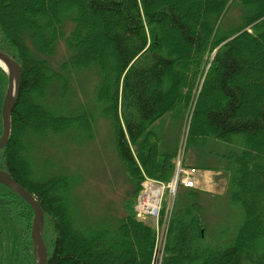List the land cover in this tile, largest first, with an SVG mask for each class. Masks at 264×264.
Wrapping results in <instances>:
<instances>
[{
	"label": "trees",
	"instance_id": "trees-1",
	"mask_svg": "<svg viewBox=\"0 0 264 264\" xmlns=\"http://www.w3.org/2000/svg\"><path fill=\"white\" fill-rule=\"evenodd\" d=\"M231 1L0 0V49L22 66L0 167L44 209L49 264H155L158 235L134 206L144 172L166 181L174 173L180 142L166 148L151 129L169 111L189 124L188 147L214 148L196 153L216 166L199 165L226 173L245 216L226 247L207 246L202 203L175 200L160 264H264V0H253L226 30L221 19ZM65 33V63L96 64L103 73L100 98L134 184L122 216L92 223L74 197L73 177L32 165L34 137L89 125L87 112L59 114L49 102L57 76L51 57ZM8 84L0 65V135ZM33 216L29 201L0 181V264H39Z\"/></svg>",
	"mask_w": 264,
	"mask_h": 264
},
{
	"label": "rangeland",
	"instance_id": "rangeland-1",
	"mask_svg": "<svg viewBox=\"0 0 264 264\" xmlns=\"http://www.w3.org/2000/svg\"><path fill=\"white\" fill-rule=\"evenodd\" d=\"M252 2L253 0H232L222 16V29L227 30L241 23L243 16L251 11L250 3ZM258 7L257 5L255 9ZM100 24L102 25L101 22ZM66 36L67 33L58 37L55 52L51 57V64L57 76L51 87L49 102L53 110L59 114L76 116L87 112L89 125L84 123L80 125L75 122L64 131L50 130L45 136L34 137L32 165L36 171L47 169L49 173L63 172L73 177L75 179L74 197L76 201L79 200L86 220L92 223L114 214L117 217L122 216L124 207L129 201L127 197L133 191L134 184L117 148L114 119L105 111V105L100 98L103 73L96 64L73 67L68 64L69 62L65 63L69 54ZM262 40L264 42V39ZM241 53L247 57L244 46ZM209 65L206 61L205 72ZM6 69L9 70V68ZM188 128V123L184 122V116L179 114L175 117L174 111L165 113L151 125L156 137L166 148H173L180 142L173 158L174 165L177 161L183 160L187 165L201 167L199 164L205 161L215 167L216 165L211 163V157L204 159L196 153L201 150L215 152L212 146L200 148L187 146ZM211 169L216 173H213L212 178V172H208L210 175L203 180L202 188L193 189L179 185L175 200L178 202L189 199L200 201L203 207L202 220L206 225L205 245L226 247L243 221L245 212L240 203L232 200L226 173ZM205 181L212 182L213 185L210 186L211 183L206 184ZM190 190L198 191V193L192 197ZM166 201L167 195L164 198V202ZM146 219L152 221V217ZM170 219L169 217V222ZM161 223L166 230L168 222H165L164 217ZM164 238L162 233L158 235V256L155 264H160Z\"/></svg>",
	"mask_w": 264,
	"mask_h": 264
},
{
	"label": "water",
	"instance_id": "water-1",
	"mask_svg": "<svg viewBox=\"0 0 264 264\" xmlns=\"http://www.w3.org/2000/svg\"><path fill=\"white\" fill-rule=\"evenodd\" d=\"M0 57L12 64L15 67L16 72L10 73V81L7 89L6 96L3 102V133L0 136V147L6 145L8 138L11 133L12 127V109L16 103L18 92L20 89L21 76H22V66L16 60V58L9 53L0 49ZM5 68L6 66L0 62ZM0 181H3L13 189H15L18 193H20L23 197H25L29 203L32 205L34 209V216L32 221V237L35 243V250L37 253V257L39 259L40 264H49L48 261V247L43 237V224H44V209L42 208L37 197L24 185L19 183L7 169L0 168Z\"/></svg>",
	"mask_w": 264,
	"mask_h": 264
},
{
	"label": "built area",
	"instance_id": "built-area-1",
	"mask_svg": "<svg viewBox=\"0 0 264 264\" xmlns=\"http://www.w3.org/2000/svg\"><path fill=\"white\" fill-rule=\"evenodd\" d=\"M178 169L175 177L172 181H170L167 185L162 181L148 178L144 184V189L139 196V200L137 203V210L140 215H154L157 217V221L161 216V211L163 209V195L164 188L166 186L169 187L170 195L174 194L177 189V185L179 182H183L186 185H195L196 179L194 173L196 172V168L192 167L190 169H185L182 166V161L178 162ZM168 213V207L166 216ZM159 223L157 222V225ZM158 231L161 233L163 230V226H157Z\"/></svg>",
	"mask_w": 264,
	"mask_h": 264
},
{
	"label": "bare ground",
	"instance_id": "bare-ground-1",
	"mask_svg": "<svg viewBox=\"0 0 264 264\" xmlns=\"http://www.w3.org/2000/svg\"><path fill=\"white\" fill-rule=\"evenodd\" d=\"M0 62H2L5 66H6V68H9V70H7L6 69V71L8 72V75H9V81H10V73L9 72H12L13 71V73L14 72H16V70H15V67H13V65L12 64H10V63H8L7 61H5L4 59H2L1 57H0ZM5 68V67H4ZM15 74V73H14ZM8 86H9V84H8ZM8 89V88H7ZM18 98V97H17ZM13 110V109H12ZM3 123H4V118H3ZM34 242V241H33ZM34 251H35V254H36V256H37V253H36V250H35V243H34ZM38 258V257H37ZM38 262H39V259H38ZM40 264V263H39Z\"/></svg>",
	"mask_w": 264,
	"mask_h": 264
},
{
	"label": "crops",
	"instance_id": "crops-1",
	"mask_svg": "<svg viewBox=\"0 0 264 264\" xmlns=\"http://www.w3.org/2000/svg\"><path fill=\"white\" fill-rule=\"evenodd\" d=\"M209 172H212L211 173V177L213 178V173H216V171L215 170H209ZM208 175H209V173H208V171H206V173L203 174V177H201V179H200V185L202 187L204 186L203 180H205L206 178H208ZM205 182H206V184H210L211 183L210 186L213 185L212 182H209V181H205Z\"/></svg>",
	"mask_w": 264,
	"mask_h": 264
}]
</instances>
